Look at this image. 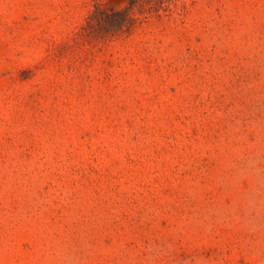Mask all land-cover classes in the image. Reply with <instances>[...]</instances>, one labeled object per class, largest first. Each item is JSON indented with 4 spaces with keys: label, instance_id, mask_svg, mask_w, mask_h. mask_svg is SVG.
<instances>
[{
    "label": "rangeland",
    "instance_id": "obj_1",
    "mask_svg": "<svg viewBox=\"0 0 264 264\" xmlns=\"http://www.w3.org/2000/svg\"><path fill=\"white\" fill-rule=\"evenodd\" d=\"M0 264H264V0H0Z\"/></svg>",
    "mask_w": 264,
    "mask_h": 264
},
{
    "label": "trees",
    "instance_id": "obj_2",
    "mask_svg": "<svg viewBox=\"0 0 264 264\" xmlns=\"http://www.w3.org/2000/svg\"><path fill=\"white\" fill-rule=\"evenodd\" d=\"M132 22L131 7L122 10L96 7L94 13L89 17L88 27L93 30H96L98 27L100 29L99 33H103V36L113 37L114 35L130 30L133 26Z\"/></svg>",
    "mask_w": 264,
    "mask_h": 264
}]
</instances>
